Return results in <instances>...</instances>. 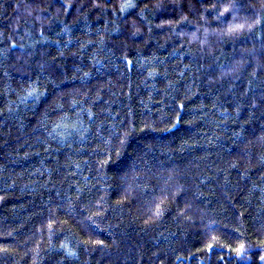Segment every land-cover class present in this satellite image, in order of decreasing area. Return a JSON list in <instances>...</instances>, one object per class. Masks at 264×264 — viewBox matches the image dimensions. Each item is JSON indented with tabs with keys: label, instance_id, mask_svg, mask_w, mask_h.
<instances>
[{
	"label": "trees",
	"instance_id": "obj_1",
	"mask_svg": "<svg viewBox=\"0 0 264 264\" xmlns=\"http://www.w3.org/2000/svg\"><path fill=\"white\" fill-rule=\"evenodd\" d=\"M0 264H264V0H0Z\"/></svg>",
	"mask_w": 264,
	"mask_h": 264
}]
</instances>
